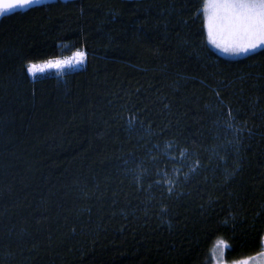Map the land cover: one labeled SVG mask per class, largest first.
<instances>
[{"label": "trees", "instance_id": "16d2710c", "mask_svg": "<svg viewBox=\"0 0 264 264\" xmlns=\"http://www.w3.org/2000/svg\"><path fill=\"white\" fill-rule=\"evenodd\" d=\"M202 3L54 0L0 18V264L264 251V47L218 54ZM77 51L81 68L27 73Z\"/></svg>", "mask_w": 264, "mask_h": 264}, {"label": "snow or ice", "instance_id": "6c2138e0", "mask_svg": "<svg viewBox=\"0 0 264 264\" xmlns=\"http://www.w3.org/2000/svg\"><path fill=\"white\" fill-rule=\"evenodd\" d=\"M43 2L44 0H0V18ZM202 13V26L206 30L207 40L220 52L246 55L264 47V0H203ZM75 58L77 63H83L86 53L77 51ZM66 63L68 61L59 59L29 63L27 73L35 77L45 68H61ZM217 244L227 247L223 240ZM241 264H247V261H242Z\"/></svg>", "mask_w": 264, "mask_h": 264}, {"label": "rangeland", "instance_id": "374dc122", "mask_svg": "<svg viewBox=\"0 0 264 264\" xmlns=\"http://www.w3.org/2000/svg\"><path fill=\"white\" fill-rule=\"evenodd\" d=\"M46 2H49V1H54V0H44ZM209 43V42H208ZM209 45L211 46L212 49H214L218 54H220L221 56H224V57H227V58H238V57H242V56H245V55H228V54H224L222 52H220V50L216 49L212 44L209 43ZM263 48V47H262ZM250 54V53H249ZM247 55V54H246ZM66 58V57H65ZM59 59V58H57ZM52 60H55V59H52ZM85 64V62L83 64H79V65H68V67L66 66L65 68L63 69H54V68H51V69H48V70H57V71H61V70H65L67 68H81L83 67ZM48 70H44L42 73H44L45 71H48ZM40 74V73H37V75ZM33 77V76H32ZM167 177L169 178L170 175H167ZM171 182L168 183V185L170 184ZM224 248L225 247H222V246H219L218 244H216V246L214 247L213 249V264H228L224 261L223 259V253H224ZM264 253V251L262 252ZM242 261H247V264H264V255L262 254H258L257 256H254L252 258H248V259H245V260H242ZM238 262V263H234V264H241V262Z\"/></svg>", "mask_w": 264, "mask_h": 264}, {"label": "bare ground", "instance_id": "6f19581e", "mask_svg": "<svg viewBox=\"0 0 264 264\" xmlns=\"http://www.w3.org/2000/svg\"><path fill=\"white\" fill-rule=\"evenodd\" d=\"M85 53V51H83ZM76 53V52H75ZM75 53L72 54L71 56L69 57H66V58H59V60H64V61H68V63H66L64 66H62L61 68H56V67H51V68H54V69H63L65 68L66 66L68 67V65H79V64H83V63H77L76 62V58H75ZM56 60V59H55ZM51 68H45V70H48V69H51Z\"/></svg>", "mask_w": 264, "mask_h": 264}]
</instances>
